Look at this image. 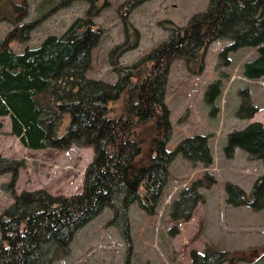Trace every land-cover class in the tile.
<instances>
[{
  "label": "trees",
  "instance_id": "1",
  "mask_svg": "<svg viewBox=\"0 0 264 264\" xmlns=\"http://www.w3.org/2000/svg\"><path fill=\"white\" fill-rule=\"evenodd\" d=\"M71 1L40 0L35 6L37 15L23 19L26 0L23 4L0 0V21L12 26L0 38V116H10L11 133L25 147L66 149L79 144L93 149L81 191L69 196H56L44 188L16 193L18 170L24 162L0 154V174L10 173L3 189L13 194V201L0 211V264H51L68 254L75 231L105 207L111 211L108 223L119 227L126 241L124 264H130V204L136 201L140 208L154 213L177 153L205 166L212 162L205 134L184 136L173 149L167 148L171 122L164 94L172 59H182L191 73H198L209 43L224 37L230 42L219 51L221 57L227 58L230 51L242 46L255 47L257 54L243 62L241 71L249 79L264 76V0H209L186 24L163 20V27L169 30L167 38L131 64H114L115 81L86 74L101 35L93 17L107 0L101 4L85 0L84 15L73 19L60 34L45 35L36 46L27 45L20 52L11 47L12 41L28 40L52 9ZM142 1L125 0L119 7L128 13ZM123 23L126 38L109 50L112 64L117 55L138 42V32L126 17ZM207 89L206 100L214 110L219 81L210 82ZM241 95L236 115L249 117L257 106L246 87ZM119 99L124 100L123 110L117 115L110 103ZM236 148L249 158L260 159L264 167V124L251 121L230 130L224 154L231 157ZM215 180L205 171L182 187L171 202L170 216L189 219L196 203L204 199L199 188L210 187ZM224 187L228 203L264 208V171L249 192L233 181H226ZM190 257L192 264H235L240 259L234 251L210 243L203 251L193 249Z\"/></svg>",
  "mask_w": 264,
  "mask_h": 264
},
{
  "label": "rangeland",
  "instance_id": "2",
  "mask_svg": "<svg viewBox=\"0 0 264 264\" xmlns=\"http://www.w3.org/2000/svg\"><path fill=\"white\" fill-rule=\"evenodd\" d=\"M14 1L23 4V0ZM39 1L26 0L28 9L23 19L37 15L35 6ZM103 1L99 0V3ZM124 1L107 0L108 3H102L99 13L93 17L95 25L101 28V35L92 49L88 76L115 81L114 64H131L167 38L169 30L163 27V20L186 24L193 13L206 8L209 0H144L128 13L119 7ZM87 7V1L73 0L68 5L52 9L30 32L28 40L12 41L11 47L20 52L27 45H38L49 33L60 34L73 19L84 15ZM124 17L138 32V42L117 55L112 64L109 50L126 38ZM11 27L8 21H0V38ZM229 42L224 37L211 41L204 55L203 68L198 73H191L182 59H172L164 94L171 122L167 148L173 149L184 136L205 134L212 162L205 166L177 153L169 165L170 174L154 213L146 212L136 201L130 204V264H192L191 251H203L206 243L234 251L240 256L235 264H247L246 259L264 264V208L227 203L224 187L226 181H233L249 192L264 167L260 159L249 158L240 148H236L231 157L223 151L230 130L251 121L264 124V76L249 79L241 71L243 62L257 54L255 47L242 46L230 51L227 58L221 57L219 51ZM214 80L219 81L221 90L212 101L213 110L206 100V92ZM244 87L257 106L249 117L236 115ZM123 101L119 99L110 103L115 114L122 112ZM0 124V154L24 162L18 170L16 193L44 188L56 196H69L81 191L84 170L93 154L92 146L72 144L66 149H32L25 147L11 133L9 115H1ZM64 125L65 122L60 130ZM205 171L214 175L215 183L199 188L204 199L196 203L189 219H173L170 216L171 202L182 187ZM9 179V172L0 174V211L13 201V194L3 189V183ZM110 216V209L105 207L79 227L70 242L68 254L51 264H124L127 244L119 227L108 223Z\"/></svg>",
  "mask_w": 264,
  "mask_h": 264
},
{
  "label": "crops",
  "instance_id": "3",
  "mask_svg": "<svg viewBox=\"0 0 264 264\" xmlns=\"http://www.w3.org/2000/svg\"><path fill=\"white\" fill-rule=\"evenodd\" d=\"M225 198H226V194H225ZM225 201H226V199H225ZM227 202V201H226ZM228 203V202H227ZM195 210V209H194ZM193 212V211H192ZM248 264V263H247Z\"/></svg>",
  "mask_w": 264,
  "mask_h": 264
}]
</instances>
